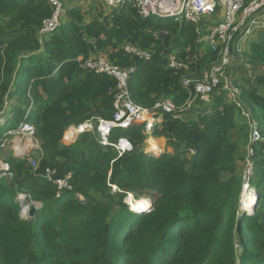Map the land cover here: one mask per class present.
Returning a JSON list of instances; mask_svg holds the SVG:
<instances>
[{"label": "trees", "instance_id": "obj_1", "mask_svg": "<svg viewBox=\"0 0 264 264\" xmlns=\"http://www.w3.org/2000/svg\"><path fill=\"white\" fill-rule=\"evenodd\" d=\"M94 3L67 9L61 28L41 37L39 29L53 11L47 0H0V110L8 102L10 111L0 134L15 128L29 109L40 153L36 168L30 155L6 158L13 177H0V264H264V77L254 74L258 84H252L243 76L241 85L230 73L260 135L252 181L259 198L254 209L241 211L249 126L240 109L220 82L209 103L198 98L178 111L190 97L182 76H200L216 64L218 53L205 46L202 54L190 23L143 19L131 7L103 18L99 11L95 18ZM156 30L167 31L163 40H154ZM126 43L152 50L151 59L124 53ZM247 49L243 61L264 63V34ZM100 52L116 65L137 68L128 82L134 102H173L175 114H164L153 131L172 151L145 152L144 127L137 122L109 134L111 143L122 138L131 144L121 154L99 144L93 132L79 134L72 144L61 141L70 125L112 116L116 81L76 61ZM169 52L187 64L186 72L167 66ZM8 122L11 128L1 132ZM237 129L244 134L242 154L233 138ZM47 167L60 177L72 172L73 189L57 197L42 177ZM144 191L154 193L153 208L132 211L129 195ZM18 194L39 205L32 218L21 217Z\"/></svg>", "mask_w": 264, "mask_h": 264}, {"label": "built area", "instance_id": "obj_2", "mask_svg": "<svg viewBox=\"0 0 264 264\" xmlns=\"http://www.w3.org/2000/svg\"><path fill=\"white\" fill-rule=\"evenodd\" d=\"M53 11L51 17L44 20L39 29L41 37L48 36L61 28L63 24V14L65 11L66 1L78 0H47ZM89 2H100L112 10H120L122 8L131 7L143 19L156 17L159 19L174 18L175 20L190 23L194 26V32L197 40L207 46L210 51L218 53V61L211 65L208 69L203 70L202 74L197 77H189L183 75L180 83L181 86L190 90V97L185 105L178 111H183L192 104L196 99L209 103L210 93L216 86L222 82L223 88L227 90L229 97L235 102L240 109L242 118L248 124V140L245 148V157L242 162V185L239 207L244 211L242 205L243 193L247 191L255 192L257 189L253 186L254 178V145L260 140L258 127L252 114L240 100L239 89L233 84L230 72L226 73V68L231 61L230 44L234 42H242L254 32L264 30V0H86ZM217 16V23L210 27H205L203 18ZM167 35L165 30H156L152 32L155 41L163 40ZM233 46V45H232ZM124 53L131 57H136L144 61L151 59L152 50L143 49L136 45L126 43L122 46ZM234 50V48L232 49ZM242 53V52H241ZM76 61L80 67L85 71H93L97 74L107 75L114 78L115 86L111 89L113 93V113L111 118L105 119L101 117H92L86 119L79 124H73L78 129V133L71 140H63L66 143L75 142L78 135L83 132H93L96 134L98 143L103 146L114 147L119 154L131 149V144L126 139H119L117 143L109 142V134L113 129L126 128L133 122L141 123L144 127V134L146 135L145 142L154 138L153 131L164 114H175L176 107L169 99L157 100L153 106L145 107L133 101L129 90V79L136 72L135 66L121 67L109 61L106 57L101 55H90L87 58H77ZM243 66L246 70L251 68L250 63L242 60ZM167 66L174 70L186 72L188 70L187 64L182 61L177 53H171L167 57ZM192 87V91H191ZM8 102H5L3 108L0 110V118L3 117L5 111L8 110ZM29 110V109H28ZM28 110L21 121L15 128L7 129L0 137V148L10 145L14 150V157L21 152L23 148H18L14 144L16 136H21L23 139H30L34 147V152L39 149V143L34 139V125L28 120ZM212 109L207 108L206 114H210ZM16 135V136H15ZM8 137V139H7ZM10 138V139H9ZM123 140L128 143L124 145ZM28 145V144H27ZM26 145V146H27ZM146 145V146H147ZM165 149L172 151L168 146H163L161 150L144 151L147 153L159 154ZM193 153V151H191ZM18 158V157H16ZM38 159L31 160V166L36 168ZM55 168L47 167L44 169L42 177L44 180L52 183L56 188V196L60 197L64 191L73 189L72 172H67L63 176L57 175ZM0 177L11 179L13 173L10 170V164L6 159L0 158ZM17 201L21 202L20 215L21 217L28 216L29 203H32L35 208L39 205L32 202L25 194H18Z\"/></svg>", "mask_w": 264, "mask_h": 264}, {"label": "rangeland", "instance_id": "obj_3", "mask_svg": "<svg viewBox=\"0 0 264 264\" xmlns=\"http://www.w3.org/2000/svg\"><path fill=\"white\" fill-rule=\"evenodd\" d=\"M73 4H75L74 7H79L80 6L82 8L83 7L88 8V6H90L89 3L85 2V1H82V2H78V1L77 2H72L71 5H73ZM104 9H105V6L104 5L100 4L99 2L94 3L92 5V8H90V15H92L93 17L96 18L97 17V14H99L98 12L99 11H102L103 12V16L101 18H103L104 17V13H105V15H107L109 13V11H110L111 8L110 7H106V9L105 10ZM108 16H112V15L109 14ZM153 18L159 19V18H156V17H151V19H153ZM217 21L218 20H217V16L216 15H212L211 17H205V18H203V23H204V26L205 27H210V26L214 25L215 23H217ZM180 26H182V25H180ZM263 34H264V30H261V31H258V32H254L253 34H251L250 36H248L245 41H242V42H237L236 41V42H234V44L233 43L230 44V54H231V56L232 55L233 56L231 58V61H230L229 66L226 68V73L227 72H230L231 74L233 73L234 80L236 82H239L241 85L244 84L243 83V80H242V76H244L243 71L245 69L244 66H243V63H242V60L243 59H241V52H244L245 53V51L248 50L247 49V46L251 42V40H256L257 38H260ZM201 47H202V49H201L202 50V54H203V52H207V48L205 46H203V44H202ZM233 48H234V50H232ZM174 51H177V49L172 50V52H174ZM100 54H102L103 56H106L105 53H101L100 52ZM169 54H170V52L167 53L166 55L168 56ZM249 62L251 63V67L253 68V72H254L255 76L256 75H262L264 77V63H261V62L258 63V62H252V61H249ZM251 82H253L252 84H258V80H257L256 77H252L251 78ZM244 85H246V84H244ZM261 85H264V83H261L259 86H261ZM9 114H10V111L9 110H7V111L4 112L3 117L0 118V127L7 122L6 120H7V116ZM93 117H96V116H93ZM8 124H9L8 126H5V127L1 128V132H3L4 130H6V128H11L9 122H8ZM68 128L65 130L64 134L67 132ZM0 136H1V134H0ZM242 136H244L243 133H242ZM19 137H21V136H16L15 138H19ZM7 139H8V137H7ZM62 140H63V137H62ZM66 140H68V139H66ZM149 143L152 144V145H154L156 148L161 147L160 150L163 147L162 141L159 140V139H151V141H149ZM146 145H147V143L144 141V145L143 146H144V149L145 150H146V147H147ZM0 150H2V151H0V153H1L2 156H4L3 154H6L7 155L6 158L14 157L15 156L14 155V150L11 148L10 145H6L5 147L0 148ZM29 155L31 156V160L32 159H38L39 158L38 155H40V153H37V152H34L33 151ZM6 158H3V159H6ZM113 190H114V188H113ZM129 196H133V194H130ZM153 196H154V193L152 191H144L143 194L140 197L145 198L148 202H152ZM133 197H135V196H133ZM140 197H135V198H140ZM128 199H129V197H128ZM130 203L132 204V202H130ZM131 208L134 209V207H132V205H131ZM115 210H116V208L113 209V211H115ZM235 246L238 249V243L236 241H235Z\"/></svg>", "mask_w": 264, "mask_h": 264}, {"label": "bare ground", "instance_id": "obj_4", "mask_svg": "<svg viewBox=\"0 0 264 264\" xmlns=\"http://www.w3.org/2000/svg\"><path fill=\"white\" fill-rule=\"evenodd\" d=\"M78 129H76L74 126H69L67 132L65 133V139L71 140L72 138L75 137L76 133H78ZM151 141V140H150ZM14 144L18 148H25L27 147L26 145L29 144V146L32 144L30 139H23L22 137L15 138L14 139ZM160 142V141H159ZM161 147L156 148L152 144H148V147L146 149L148 151H153V150H160ZM115 188V187H114ZM243 198H242V205L244 206V210L250 211L251 208L253 207L255 201H256V192L253 190L251 192H244L243 193ZM129 201L132 202V210H145L148 208L149 205H151V202H148L145 198H135L133 196H129ZM251 205V207H248ZM248 207V208H246Z\"/></svg>", "mask_w": 264, "mask_h": 264}, {"label": "crops", "instance_id": "obj_5", "mask_svg": "<svg viewBox=\"0 0 264 264\" xmlns=\"http://www.w3.org/2000/svg\"><path fill=\"white\" fill-rule=\"evenodd\" d=\"M82 1H85V2H87V3H90L89 1H86V0H78V2H82ZM72 2H77V1H66L65 2V11H64V14L63 15H65L66 16V10L67 9H69V8H73L74 7V5L75 4H73V5H71V3ZM100 55H102V54H100ZM243 74H244V76H246L249 80H251V78L252 77H254V72H253V68L251 67L249 70H246V69H244V71H243ZM243 77V76H242ZM259 92H261V93H264L263 91H261V90H259ZM161 120H163V117L161 118ZM160 122H162V121H159V123ZM242 133H243V130L242 131H239L238 129L237 130H235V132H234V135H233V138H234V140H236L237 142H238V145H239V153H241L242 154V152L244 151V145H245V143H244V137L242 136ZM151 139H159V140H161L162 141V144H163V146H165L166 145V139L165 138H163V137H155L154 136V138H151ZM151 139H149V141L151 140ZM66 140V139H65ZM64 144H72V143H66L64 140H61ZM149 141H148V143H149ZM147 147H148V145H147ZM0 151H2V150H0ZM4 156H2L1 155V153H0V158H6L7 157V155L6 154H3ZM2 156V157H1ZM39 156V155H38ZM39 159V158H38ZM240 165H241V163H240ZM248 207H251V205H249ZM248 207H246V208H248Z\"/></svg>", "mask_w": 264, "mask_h": 264}, {"label": "water", "instance_id": "obj_6", "mask_svg": "<svg viewBox=\"0 0 264 264\" xmlns=\"http://www.w3.org/2000/svg\"><path fill=\"white\" fill-rule=\"evenodd\" d=\"M256 127H258V125H257V123H256ZM34 151V147H33V145L31 144L30 146L29 145H27V147L26 148H23L22 150H21V152H19L17 155H16V157H18V158H25V157H28L29 156V154L31 153V152H33ZM256 192V202L258 201V198H259V193H258V191L256 190L255 191ZM126 202V201H125ZM256 202L254 203V205H253V209H254V206H255V204H256ZM127 203V202H126ZM128 204V203H127ZM28 208H29V211H28V216H26V217H23V218H26V219H28V218H32L33 217V215H34V213H35V206L32 204V203H29V206H28ZM129 208L131 209V207L129 206ZM153 208V202H151V205H149L148 206V208L146 209V210H141V211H139V210H132V211H134V212H137V213H143V212H145V211H150L151 209Z\"/></svg>", "mask_w": 264, "mask_h": 264}]
</instances>
